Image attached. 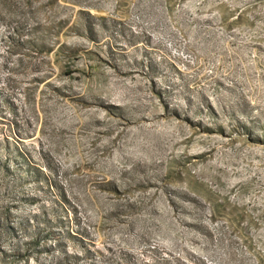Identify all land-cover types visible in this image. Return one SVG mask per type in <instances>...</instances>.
<instances>
[{"label": "rangeland", "instance_id": "374dc122", "mask_svg": "<svg viewBox=\"0 0 264 264\" xmlns=\"http://www.w3.org/2000/svg\"><path fill=\"white\" fill-rule=\"evenodd\" d=\"M0 264H264V0H0Z\"/></svg>", "mask_w": 264, "mask_h": 264}]
</instances>
